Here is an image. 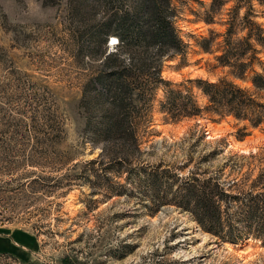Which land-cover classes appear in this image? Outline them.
<instances>
[{
  "label": "rangeland",
  "instance_id": "rangeland-1",
  "mask_svg": "<svg viewBox=\"0 0 264 264\" xmlns=\"http://www.w3.org/2000/svg\"><path fill=\"white\" fill-rule=\"evenodd\" d=\"M211 2L174 0L176 27L188 48L184 59H165L162 70L171 88L192 90L202 107L207 99L197 79L226 78L253 91L252 71L264 72V48L262 64L256 62L244 80L219 65L216 44L223 41L236 1L208 24L203 18ZM252 4L255 21L264 27V8L256 0ZM84 31L69 0H0V264H264L263 237L245 235L233 244L203 231L190 212L175 205L153 213L146 183L133 172H105L111 156H124L138 160L126 167L161 166L181 177L219 174L225 185L246 174L253 180L264 167V131L242 130L245 124L233 117L207 113L176 121L160 112L167 89L161 86L152 132L141 140L140 152L118 141L103 152L85 129L90 101L82 100L83 91L102 61L95 45L80 39ZM211 33L219 37L205 53L199 44ZM54 103V119L64 133L51 140L45 138L46 117ZM35 115L44 134L18 127ZM118 183L126 188L121 196L113 194Z\"/></svg>",
  "mask_w": 264,
  "mask_h": 264
},
{
  "label": "trees",
  "instance_id": "trees-1",
  "mask_svg": "<svg viewBox=\"0 0 264 264\" xmlns=\"http://www.w3.org/2000/svg\"><path fill=\"white\" fill-rule=\"evenodd\" d=\"M232 1H236V5L229 13L223 41L216 44L215 49L220 53L216 59L220 66L230 67L232 75L244 80L256 62L262 64L258 56L264 48V27L255 21L253 0H212L203 20L208 24L214 23ZM256 1L264 8V0ZM173 2L69 0V9L75 19L85 25L80 39L86 36L95 45V56L102 61L98 71H93L82 100L90 101L85 103L89 113L85 125L89 139L93 144L101 142L103 152L111 141L140 152L141 140L152 132L154 101L161 86L167 89L160 103V112L176 121L202 117L207 113L220 120L233 117L245 124L242 130L250 126L264 131V72L252 71L250 82L253 91L226 78L214 83L197 79L198 88L207 99L204 107L192 90L173 89L172 83L163 77L165 59L176 56L184 59L188 48L176 27L177 11ZM242 9H246L244 15H241ZM244 32V36H239ZM218 37L211 33V37L201 41L200 48L205 53L211 52ZM111 38H117L118 44L115 51L109 52ZM53 108L52 114L46 117L45 132L49 135L45 138L51 140L64 133L62 122L54 119L55 103L51 106ZM29 120H20L18 127L44 134L38 115ZM246 136L243 133L242 139ZM249 156L256 158L258 154ZM124 158L111 156L105 172H133L140 184L146 183L145 188L152 194L148 207L153 213L163 205H175L190 212L203 231L223 241L238 244L245 235L264 239V167L253 180L251 174H246L241 180L234 179L225 185L219 174L201 177V174L191 172V176L181 177L173 170L161 169V166L126 167L127 163L132 165L138 160ZM99 159L89 164L99 163ZM259 162L263 163L264 157ZM123 189H126L123 184H114L113 194L121 196Z\"/></svg>",
  "mask_w": 264,
  "mask_h": 264
},
{
  "label": "crops",
  "instance_id": "crops-1",
  "mask_svg": "<svg viewBox=\"0 0 264 264\" xmlns=\"http://www.w3.org/2000/svg\"><path fill=\"white\" fill-rule=\"evenodd\" d=\"M10 236H11V234H10ZM13 243H14V245L15 246H20V244L18 243V242H16V241H13ZM23 246V245H22ZM24 247V246H23Z\"/></svg>",
  "mask_w": 264,
  "mask_h": 264
},
{
  "label": "built area",
  "instance_id": "built-area-1",
  "mask_svg": "<svg viewBox=\"0 0 264 264\" xmlns=\"http://www.w3.org/2000/svg\"><path fill=\"white\" fill-rule=\"evenodd\" d=\"M110 47H115V46H110Z\"/></svg>",
  "mask_w": 264,
  "mask_h": 264
}]
</instances>
